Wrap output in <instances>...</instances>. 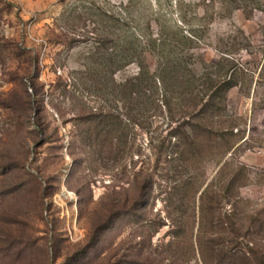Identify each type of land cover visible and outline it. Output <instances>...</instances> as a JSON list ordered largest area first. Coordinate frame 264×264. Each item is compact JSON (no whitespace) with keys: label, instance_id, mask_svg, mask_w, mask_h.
Wrapping results in <instances>:
<instances>
[{"label":"rangeland","instance_id":"obj_1","mask_svg":"<svg viewBox=\"0 0 264 264\" xmlns=\"http://www.w3.org/2000/svg\"><path fill=\"white\" fill-rule=\"evenodd\" d=\"M259 1L131 0L123 19L145 52L101 82L91 74L117 34L101 13L129 0L0 2V264H264ZM159 33L193 40L180 83L159 80ZM229 79L220 112L181 114ZM196 122L230 132L177 148Z\"/></svg>","mask_w":264,"mask_h":264},{"label":"trees","instance_id":"obj_2","mask_svg":"<svg viewBox=\"0 0 264 264\" xmlns=\"http://www.w3.org/2000/svg\"><path fill=\"white\" fill-rule=\"evenodd\" d=\"M222 3H224L226 6H228L226 9L228 12L230 11H246L250 7H254L256 9H261L262 3L259 0H220ZM2 2V0H0ZM7 9H9L7 4H4ZM122 5V4H121ZM132 8L131 0L126 5H122L120 7V13H110L108 11H102V17H105L106 23L104 26V31H110V28H108V23L114 20V27L117 34L116 35V43L114 54L110 57L103 56L99 59L100 63H104L103 68H99V70H95L91 75L92 79L95 82H101L105 80L106 76L109 75H115L117 72L121 71L123 68L129 66L132 63H135L140 59L145 52V50L140 47L138 44L139 40L135 38V35L130 32L129 24L125 21L124 16H126L129 13V10ZM4 10V9H3ZM251 12V11H250ZM249 12V13H250ZM129 29V30H128ZM112 30V29H111ZM166 34L159 33V35L151 40L150 51L152 53H156L159 56V59L161 60V63L159 64V67L157 71L161 72V75L166 76L167 73L173 76L176 83H180V80H183V65H182V58H178L181 54H183V48L187 46L188 42H193L192 39L187 38L186 36H183V40L178 43L173 42L172 39H169ZM108 41V40H107ZM111 41V40H109ZM114 43V42H113ZM104 47L108 48V45H110L108 42H105ZM20 49L18 47H14L12 51H14L13 55L15 57H20L21 54L18 52ZM113 56V57H112ZM173 56V57H172ZM163 59H167V63L162 62ZM99 63V64H100ZM141 65V64H140ZM165 78L163 76L160 77V81L164 84ZM188 82V81H187ZM105 89L108 87V83L104 82ZM103 84V85H104ZM102 85V84H101ZM236 86L234 84V81L232 79L225 80L219 88L213 93V95L206 100L205 102L203 100H196L192 101V104H189L187 106H182L181 114H184V116L188 115L191 119H196L203 117V121L206 119V116L211 113H218L223 109V105L225 103V98L223 95V91H227L228 89H231L232 87ZM117 95L116 98L118 101L126 103L132 100V96L134 94L133 86L130 83V81L126 80L125 82L120 83L117 87ZM213 85L209 90H212ZM222 93V94H220ZM218 99V100H217ZM168 105V104H167ZM200 107V108H199ZM190 127V133L184 132L183 134L178 135L175 146L177 148L182 147H189L194 148L197 145L199 135L200 133H206L211 138L213 136H218L221 139L226 138L229 130H225L222 132L213 131L210 126V124H207L206 122H196V123H188ZM226 129H231L226 128ZM227 143V142H224ZM223 143V144H224ZM227 145V144H225ZM174 155V154H173ZM176 156L171 157V159L176 158H183L182 155L185 156L184 153L182 155L175 154ZM176 157V158H175Z\"/></svg>","mask_w":264,"mask_h":264}]
</instances>
